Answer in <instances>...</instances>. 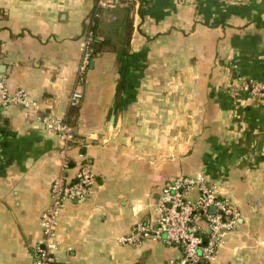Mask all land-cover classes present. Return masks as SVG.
<instances>
[{
  "label": "crops",
  "instance_id": "1",
  "mask_svg": "<svg viewBox=\"0 0 264 264\" xmlns=\"http://www.w3.org/2000/svg\"><path fill=\"white\" fill-rule=\"evenodd\" d=\"M97 1L0 0V76L39 113L66 120L76 139L63 152L21 107L0 114V264H31L51 182L63 158L73 176L79 153L95 183L83 202L64 203L61 264L179 259L180 249L162 242L118 238L155 219L164 184L196 174L240 214L213 264H264V101L242 89L264 81V0H120L101 8L95 33L105 44L78 83ZM74 89L82 99L70 108Z\"/></svg>",
  "mask_w": 264,
  "mask_h": 264
},
{
  "label": "built area",
  "instance_id": "2",
  "mask_svg": "<svg viewBox=\"0 0 264 264\" xmlns=\"http://www.w3.org/2000/svg\"><path fill=\"white\" fill-rule=\"evenodd\" d=\"M119 3L120 0H98L96 9L87 18L77 70L78 83L83 80L92 60L93 27L99 17V9L114 8ZM242 89L264 101V81L249 80ZM81 99V92L74 89L68 98V106L76 107ZM12 106L21 107L26 116L34 115L48 132L61 140L63 152L75 143V135L66 120L39 113V105L24 90L10 91L6 78L0 76V114ZM67 168L68 162L63 158L59 173L50 185V206L40 218L42 236L31 248V264H61L55 257L59 245L56 228L64 203L83 202L91 194L95 178L84 155L78 154L73 176L65 173ZM239 216L230 199L221 195L218 188L208 183L202 174L179 175L163 185L155 219L137 222L128 235L118 238V243L138 246L143 242H162L181 251L179 259L165 264H213L224 244L225 234L233 232L238 226Z\"/></svg>",
  "mask_w": 264,
  "mask_h": 264
},
{
  "label": "trees",
  "instance_id": "3",
  "mask_svg": "<svg viewBox=\"0 0 264 264\" xmlns=\"http://www.w3.org/2000/svg\"><path fill=\"white\" fill-rule=\"evenodd\" d=\"M127 28L129 29V24H128V27ZM95 30H96V25L93 27V32L94 33H95ZM104 44H105V41L104 40H98L97 37H96V33H95V38L93 39L92 44H91V46H92V56H91L92 59L97 55V53L100 52V48ZM125 84H126V82H125L124 78H120L118 80V84H117V88H116V93H115L116 98L118 96V103H119V98H120L121 94L125 90Z\"/></svg>",
  "mask_w": 264,
  "mask_h": 264
},
{
  "label": "water",
  "instance_id": "4",
  "mask_svg": "<svg viewBox=\"0 0 264 264\" xmlns=\"http://www.w3.org/2000/svg\"><path fill=\"white\" fill-rule=\"evenodd\" d=\"M211 211L213 212V208L211 209Z\"/></svg>",
  "mask_w": 264,
  "mask_h": 264
}]
</instances>
